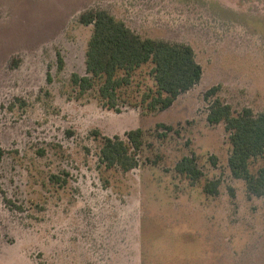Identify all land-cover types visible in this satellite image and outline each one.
Masks as SVG:
<instances>
[{
    "label": "rangeland",
    "instance_id": "1",
    "mask_svg": "<svg viewBox=\"0 0 264 264\" xmlns=\"http://www.w3.org/2000/svg\"><path fill=\"white\" fill-rule=\"evenodd\" d=\"M92 9L191 46L201 82L149 114L134 105L152 64L121 113L96 88L81 95L72 76L87 75L94 25L80 17ZM213 87L236 114L264 112V0H0V264H264V196L231 173L230 132L207 119ZM133 129L138 167L107 168L102 136ZM185 157L198 180L177 172Z\"/></svg>",
    "mask_w": 264,
    "mask_h": 264
},
{
    "label": "trees",
    "instance_id": "2",
    "mask_svg": "<svg viewBox=\"0 0 264 264\" xmlns=\"http://www.w3.org/2000/svg\"><path fill=\"white\" fill-rule=\"evenodd\" d=\"M80 21L93 24V35L86 52L87 75L74 74L73 83L81 95L96 88L104 108L121 113L122 92L133 84L134 74L144 65L152 64L154 87L148 88L134 106L145 114L171 108L177 99L197 86L203 77V67L189 45L164 40L143 38L123 21L102 9L84 12ZM61 60V58H60ZM220 87L205 93L211 102L208 121L225 123L230 132L232 153L229 167L232 175L246 182L248 191L264 196V165L254 173L252 161L264 157V112L255 114L251 109L234 113L232 107L219 96ZM164 126V125H159ZM100 135L99 131H96ZM120 136H102L101 161L107 168H120L124 172L138 167V154L143 146V131L133 129ZM2 150L0 149V156ZM182 176L198 180L202 173L193 158L185 157L176 166ZM56 178V176H53ZM218 183H208L206 192H217ZM1 236V231H0Z\"/></svg>",
    "mask_w": 264,
    "mask_h": 264
}]
</instances>
